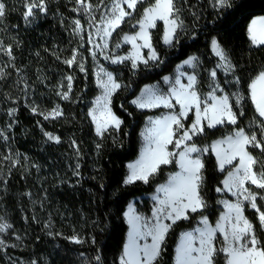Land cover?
<instances>
[{
    "label": "trees",
    "instance_id": "1",
    "mask_svg": "<svg viewBox=\"0 0 264 264\" xmlns=\"http://www.w3.org/2000/svg\"><path fill=\"white\" fill-rule=\"evenodd\" d=\"M4 2L12 28L8 40L11 56H3L8 64L0 70V223L9 219L22 237L18 247L8 249L33 264H121L119 257L129 228L124 213L129 201L153 192L167 173L176 169L172 162L160 166L147 183H125L128 163L140 151L145 119L164 110L141 109L133 99L145 84L161 81L190 55L198 59L197 90L200 95L207 92L209 71L220 62L211 48L214 37L234 66L229 73L234 82L229 83L221 69L217 70V78L239 118L236 125L206 128L191 142L209 144L239 128L259 138L264 118L258 116L248 86L264 71V46L252 45L247 30L253 18L264 15V0H229L224 7H218L216 0H176L183 21L177 30L178 40L172 45L163 42V22L151 30L158 60L136 67L129 61L110 65L121 82L112 96V108L122 123L102 135L96 133L89 114L99 92L89 46L75 30V21L96 24V17L92 19L91 13L84 12L78 0H45L46 11L36 10L38 18L26 24L25 10L14 8L18 1ZM152 2L143 0L129 19L139 20ZM131 30L125 22L114 37ZM73 55L83 57L81 66L77 60L73 65L65 63ZM67 76L72 77V88L64 99L51 88L52 79L57 82ZM236 93L239 103L235 102ZM57 103L62 115L45 119ZM192 119L191 114L185 125ZM47 133L57 135L59 142L49 139ZM249 151L264 159L259 149L250 147ZM203 161L200 193L206 206L172 225L155 264L174 263L180 232L193 227L198 217L207 214L214 224L219 216L217 199L221 193L217 189L227 169L220 170L212 151L204 154ZM144 201L149 211V202ZM260 207L264 210L263 204ZM245 212L258 238L264 241V228L260 227L256 210L247 206ZM216 244L221 247L220 238ZM0 262L13 264L1 248ZM216 264H226L225 254H217Z\"/></svg>",
    "mask_w": 264,
    "mask_h": 264
},
{
    "label": "snow or ice",
    "instance_id": "2",
    "mask_svg": "<svg viewBox=\"0 0 264 264\" xmlns=\"http://www.w3.org/2000/svg\"><path fill=\"white\" fill-rule=\"evenodd\" d=\"M83 6L86 13H91L94 6L86 0H78ZM103 3V0H101ZM143 3V0H111L110 6H107L104 16L99 21L104 27L102 29V39L111 37L112 33L125 23L127 18L133 16L137 5ZM229 4V0H216L218 7H224ZM34 10L46 11L45 0H29L26 4L25 18L32 16ZM178 9L176 0H153L152 4L145 8L142 18L136 21L138 30L134 34L123 36V42L132 45V52L127 56H117L113 59V63H122L125 60H132L133 67L137 66V61L147 64L149 60H158L156 49L152 46L151 29L157 27V22H163L164 34L163 42L172 45L178 40L177 30L183 25V21L178 19ZM6 14V4L4 0H0V17ZM92 19H95L93 16ZM76 31H83L80 21H75ZM101 31L97 28V34ZM248 37L254 46H264V16H259L251 21L248 26ZM91 38V37H90ZM139 41V43H138ZM107 40L105 39L104 47L107 48ZM116 44V47H120ZM99 47V45H97ZM148 49L149 55L145 58L142 55V49ZM211 48L215 55L223 61L220 65L225 71L231 70L234 66L226 55L221 42L217 39L211 40ZM8 55L11 56V49H7ZM95 53H93L94 55ZM111 59L110 57H106ZM196 57H191L184 61L185 64H193ZM76 57L65 61L68 65L75 63ZM83 71V68H81ZM103 72V69L101 68ZM107 79H101L98 83L105 89V95L97 100V109H100V116H96L97 109H93V119L97 122L96 131L103 134L109 124L119 128L122 121L111 113L108 108L109 97L118 88V84L111 73H105ZM210 75L215 78L217 73L213 70ZM169 80L168 77L164 78ZM69 81L68 90H71L72 77H67ZM188 83H181L180 79L175 80V85L168 95L157 94L152 87L145 89L142 97L133 101L140 108L150 107H166L171 109V113L163 116L161 119L151 121L152 126L147 130L145 139L147 144L141 154L140 159L135 163L129 164L131 169L130 175L125 183H134L137 180L148 182L149 177L154 175L161 165L172 163L173 157H180L181 172L172 178L169 186L162 187L160 190L165 193V199H159V205L156 207L153 217L155 222L149 227L144 225L145 230L141 231V217L132 214L130 209L129 223L132 230L129 233V242L125 248L124 255L121 257V264H155L156 259L161 252V244L168 230L176 221L188 218V212H196L199 208L205 206L200 195V185L202 183L201 170L204 164L199 158L192 159L191 153L208 152L209 148H198L189 142L193 141V137L203 134L206 128H215L218 125L225 124L236 125L238 121L237 112L233 111V104L227 94L217 96V90L223 92L222 89L214 88L208 97L201 99L195 90L196 77L188 76ZM238 82V78H237ZM249 98L252 101L258 116L264 118V71H261L252 79L249 84ZM64 99L68 98V92H65ZM242 98V97H241ZM174 101V102H173ZM239 103V99L235 101ZM179 105V111L176 107ZM14 111V110H13ZM36 111L35 108L32 109ZM193 113L195 119L185 125L183 122L188 118V114ZM42 114V113H41ZM43 115V114H42ZM62 115L59 108H53L51 112L45 116L55 118ZM240 115H243L240 112ZM103 118V119H101ZM260 136L249 134L243 128H239L232 135L224 139L217 140L212 146L219 158V168L224 169L226 164L234 165V172H230L227 179L223 181V189L218 188L217 191L227 190L229 192L236 190V194L240 199L236 203H226L229 209L228 214L221 217V222L214 228L208 225L207 219L203 221L204 227L197 229L198 235L193 236L192 233H185L180 247L177 251V264H216V256L223 253L226 256V264H264V241L257 238L254 224L244 215L243 201H248L252 209L258 213L260 227L264 228V211L257 204V199L264 200V195L255 192L251 187L264 190V159H258L249 151V148L259 149L264 153V123L259 125ZM49 139L59 142V137L48 133ZM174 150H169V146ZM227 145V147H224ZM177 152L175 149H181ZM10 159V157H7ZM230 222V230L226 229L224 221ZM164 221H170L165 223ZM11 225L0 223V232H6ZM223 234V245L217 247L216 234ZM151 238V242L141 244L138 238ZM77 243L81 242L78 237L72 238ZM199 241V247L194 246V241ZM4 244V240L0 239V245ZM196 253V255H193ZM35 264V262H34Z\"/></svg>",
    "mask_w": 264,
    "mask_h": 264
},
{
    "label": "rangeland",
    "instance_id": "3",
    "mask_svg": "<svg viewBox=\"0 0 264 264\" xmlns=\"http://www.w3.org/2000/svg\"><path fill=\"white\" fill-rule=\"evenodd\" d=\"M17 1H18V4L17 5L15 4L14 5V8L15 9L22 10V11H24V10L26 11V4L29 2V0H17ZM110 4H111V0H103V3H101V1H99L97 4H94V6H99L98 8L94 7L92 9V11H91L92 16L96 17V24H93V23L89 22L86 25H83V23L80 21V24L83 27V31L78 32L79 35L82 36V40L85 41L88 44V46H89V52L91 54L92 63H93V71H94L95 81H96V85H97V87L99 89L98 94L93 98L92 105L89 108V114H90L91 119H92V121L94 123L95 131H96V127H97V122H96V120L93 119V109H97V100L99 98H101L102 96L105 95V89L98 83V81L101 80V79L106 80L107 77H106L105 73H111L112 76L114 77L115 81L118 84H120V86H121V82L119 80H117L116 73L110 67V65H112V64H118V63H113L112 62L113 59H115V57H117V56H127V55H129L132 52V50H133L132 49V45L131 44H128V43H124L122 38H123V36L125 34L132 35V34L135 33V31L138 30L136 27H134L136 25V22H132L129 18H127V20H126L127 26H128V28L133 29V30L126 31V32L120 34V36L117 39L114 37L115 32H116V31H114L112 33L111 37L102 39V36H103L102 29H103L104 26L102 24H100L99 21L101 20L102 16H104V14L106 12V8H107V6H110ZM12 9H13V7H12ZM37 18H38L37 12H36V10H34V13H33L32 16H29V17L25 18V23L26 24H29V23L33 22L34 20H36ZM255 18H257V17H255ZM255 18H253V19H255ZM178 19L180 21L179 16H178ZM10 28H12V27L10 26L9 21L7 19V14H5L3 17H0V70H5L6 67H7V64H8V62L6 60H4V57L3 56L4 55H8L7 49L10 48V46L8 45L9 34L11 32V29ZM75 28H76V26H75ZM97 28H100L101 29V31H100L99 34H97ZM134 28H136V29H134ZM105 39L107 40V44H108L107 48L104 47ZM138 43H139V41H138ZM116 44H120L121 46L120 47H116ZM97 45H99V47H97ZM143 50L144 49L141 50L142 53H143ZM93 53H95V54L93 55ZM145 53H146V50H145ZM75 57H76V60L79 62L80 66H81L82 65L83 57H80V56H75ZM106 57H110L111 59H107ZM76 60H75V62H76ZM125 61H129L133 65L132 60H125ZM149 62H152V61H149ZM141 63L142 62L137 61V65H139ZM73 64H75V63H73ZM222 64H223V62H219L215 68H212L209 71V75H210V73L213 70H215L216 73H217V70H220L221 69L227 75V81L229 83L234 82L235 79H233V77L229 74V73L232 72V69L229 70V71H225L224 67H221L220 66ZM230 64H231V61H230ZM101 68L103 69V72L101 71ZM67 77H69V76H67ZM67 77L64 80H61V81L60 80H57V82L54 81L55 79H52L53 80L52 81L53 82L52 83L53 84L52 85L53 87H51V88H53L54 91H57L58 90V92L60 94H62V95L65 92H68L69 93V90H68L69 81L67 80ZM210 78H211V83L209 85V90L207 92H205V93H201V99L202 100L204 98L208 97V94L214 88H217V86H218L219 89H222L223 90L222 86L219 83V80L217 78V75H216L215 78H213L210 75ZM71 88H72V80H71ZM115 91L109 97L108 108L111 110V113L113 115H115L120 121H122L121 118L118 115H116V113L114 112V110L112 108V96L115 93ZM215 94L217 96H221L222 94L229 95L224 90H223V92L217 90ZM235 95L237 96V99H239V94L236 93ZM133 101H134V99H133ZM230 102H231V99H230ZM57 107L62 112V108H61V106L58 103L55 105L54 108H57ZM51 111L52 110H50L49 112H51ZM233 111H234V109H233ZM157 114H159V113H157ZM191 114L193 116V113H189L188 117ZM47 115H48V113L45 116H47ZM95 115L98 116V117L100 116V109H97V111L95 112ZM151 115H154V114H151ZM101 119H103V118H101ZM185 121L186 120H184L183 122H185ZM192 121H193V119H192ZM111 127H114V126H112L111 124H109V126L107 127V129H109ZM106 130H104V131H106ZM236 130H238V129H236ZM236 130H234L233 132H231V133H229V134H227L225 136H222V137H219L217 139H214L209 144L198 145V144L193 143V142H189V143L190 144H194L196 147L201 148V149H203V148H209V151H212L211 150V146L217 140H221V139H224L225 137H227L229 135H232ZM96 133H97V131H96ZM50 134H52V133H50ZM52 135L58 137L57 135H54V134H52ZM98 135H101V134H98ZM47 137H48V135H47ZM146 144H147V141H146L145 137H142V139H141V146H140V152H141V154H142V152H143L144 147H145ZM224 147H227V145H225ZM169 150L170 151L171 150H174L171 145L169 146ZM212 152L216 155V153L214 151H212ZM205 153H207V152L201 151L200 153H197V156H194V157H198L201 160V162L204 164L203 156H204ZM190 157H193V156H190ZM216 158H217V162H218V166H219V158L217 157V155H216ZM171 159H172V162H175L176 163V169H177L178 168L177 156L176 157H173ZM136 161H137V159L136 160L133 159L132 161H130L128 163V165L129 164H133ZM169 164H171V163H169ZM235 164H236V161H233V164H231V165L226 164L225 165V167H224L223 170L227 169V171L225 173V176L222 179L221 189H223V187H224L223 186V181L228 178L229 173L235 171V169H234V165ZM203 169L201 170L202 182H203V179H204ZM130 172H131V169H129V167H128V172L127 173L130 174ZM127 177H126V179H127ZM160 183L155 187V189H154L153 192L148 193V194H143V195H140V196H136V197L132 198L129 201V203H128L127 207H126L125 213H124L125 220L128 223V227L129 228H128V231H127L126 241H125L123 250L121 251V254H120V257H119L120 262H121V257L124 255L125 248H126V246L128 245V242H129V233L132 230V226L129 223L130 209H131L132 214L141 217V221H140L141 231H144L145 230V228H144V225L145 224H147L149 227H151V225L155 222L154 217H153V213H154L156 207L159 205V199H165L166 198L165 197V193L160 190L162 187H165V186L161 185ZM246 186L251 187L252 190L255 191V192H260L261 195H264V193H263L264 191L263 190L256 189L255 186H251V185H246ZM199 191H200V189H199ZM220 193H221V196L217 199V204L221 208V211L219 213V216H218L216 222L214 224H212L210 222V219L207 216V214H204V215H201L200 217H198L197 222H196V224L193 227L188 228V229H184L181 232L192 233L193 236L196 237L198 235L197 229H202L204 227L203 221L205 219H207L208 225L211 226V227H213V228L218 223H220L221 222V217L225 216L229 212V209L225 206L226 203H233L234 204V203H236L240 199V197L238 196V194H236V190L235 189H233V191H231V192H229V191H227L225 189L223 191H220ZM201 197H202V199L204 201V204H205V200H204V198H203L202 195H201ZM144 200H148V202H149V205H150V210L149 211L146 210L145 201ZM257 204H258L259 207H260V204H263L264 205V200H260L258 198L257 199ZM205 206L203 208H199L198 210L204 209ZM242 206L244 208V215L249 219V217L247 216V214L245 212L247 206L249 208H251L250 205H249V202L248 201H243ZM261 210L264 211L262 208H261ZM190 212L191 211H189L188 214ZM257 215H258V213H257ZM164 222L165 223H170V221H164ZM1 223H6L8 225H11V227L8 228L6 232H0V239H3L4 240V244L3 245H0V248H1L2 252L4 253V256H5L6 260H8V262H11L13 264H33L31 261L27 260L25 257H23V256H21V255H19V254H17V253H15V252H13V251H11V250L8 249L10 247H14V248L15 247H18L19 242L21 241V238L22 237L14 229L13 224L9 221V219H4V220L1 221ZM224 223H225L226 229L230 230V222L226 220V221H224ZM218 238H220V240H221V246H222L223 245V234L220 233V232H217V234H216V241L218 240ZM257 238H258V236H257ZM138 239H139V242L141 244H143L145 242H148V243L151 242V238L150 237L147 238V241H145V239L142 238V237L141 238H138ZM162 244H163V242H162ZM162 244L160 246L161 248H162ZM194 246L195 247H199V241L198 240H195L194 241ZM193 255H196V253H193ZM225 259H226V256H225ZM0 264H2V263L0 262ZM173 264H177V253H176V255H174V263Z\"/></svg>",
    "mask_w": 264,
    "mask_h": 264
},
{
    "label": "crops",
    "instance_id": "4",
    "mask_svg": "<svg viewBox=\"0 0 264 264\" xmlns=\"http://www.w3.org/2000/svg\"><path fill=\"white\" fill-rule=\"evenodd\" d=\"M259 16H263V15H259ZM256 17H258V16H256ZM163 34H164V32H163ZM214 38L217 39L216 37H214ZM214 38H212V39H214ZM162 39H163V36H162ZM152 46H153V48H155L154 45H153V43H152ZM145 50H146V53H145ZM156 52H157V55L159 57V52L157 51V49H156ZM142 55L145 58H147L148 55H149V50L145 48L143 50ZM226 55L228 57L227 52H226ZM191 57H196L197 58L196 55H190L188 58H186L185 60L181 61L175 67V69H174L173 72H171V73L166 74L165 76H163V78L161 79V81H157V82L145 84L141 88V90L139 91V93L135 96L134 100H136L137 98L142 97V94L145 93V89L148 88V87H152L153 90L157 94L168 95L172 91L173 87H176V88L179 87V85H175V83H174L176 79H180L181 80V83L187 84L188 83L187 77L188 76H193V75L196 77V81H197L196 82V86H195V90L197 91L198 95H200V93L197 90V84H198L197 62H198V60L196 59V61H194L193 64H185L184 63V61L188 60ZM228 59H229V57H228ZM219 60H220V58H219ZM149 61H153V60H149ZM220 62H223V61L220 60ZM165 77H168L169 80L165 81V79H164ZM200 97H201V95H200ZM157 108H164V110L161 111V112H159V114H154V115L147 116V118L145 119L143 128H142V131H141V139H142V137H145L147 135V130L152 126L151 121H154V120H157V119H161L163 116L170 114L171 111H172L171 109H168V108L163 107V106H161V107L142 108V109L153 110V109H157ZM176 111L177 112L179 111V105H177ZM194 119H195V117H194V114H193V120ZM181 150H182V148L181 149H175V151H177V152H179ZM140 156H141V152L139 151V154L137 155V157L135 158V160L136 159L137 160L140 159ZM190 156H193V157H191L192 159H197L198 158V157H194V156H197V153H191ZM179 161H180V157L177 155L178 168L175 171L168 172L166 179L163 182L160 183L161 185H163L165 187L169 186L170 182H172V178L174 176H176L178 173L181 172V165H180V162ZM128 175H130V174L127 173L126 177ZM125 180H126V178H125ZM185 233L186 232H181L180 235H179V237H178L177 244H176V247H175V255L177 253L178 248L180 247V244H181L182 240L184 239Z\"/></svg>",
    "mask_w": 264,
    "mask_h": 264
}]
</instances>
